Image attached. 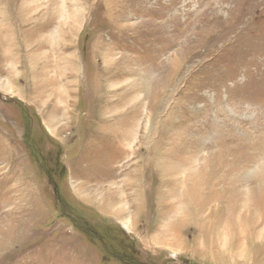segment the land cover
<instances>
[{
    "label": "rangeland",
    "instance_id": "374dc122",
    "mask_svg": "<svg viewBox=\"0 0 264 264\" xmlns=\"http://www.w3.org/2000/svg\"><path fill=\"white\" fill-rule=\"evenodd\" d=\"M0 264H264V0H0Z\"/></svg>",
    "mask_w": 264,
    "mask_h": 264
}]
</instances>
